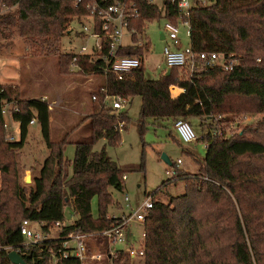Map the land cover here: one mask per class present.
Segmentation results:
<instances>
[{"label":"trees","instance_id":"obj_1","mask_svg":"<svg viewBox=\"0 0 264 264\" xmlns=\"http://www.w3.org/2000/svg\"><path fill=\"white\" fill-rule=\"evenodd\" d=\"M86 1L75 6V0H0L6 8L0 10V35L16 33L33 45L57 50L55 44L65 31L69 32L72 20L86 14ZM125 1L135 3L138 9L129 29H134L132 40L140 37L143 45L123 46L119 53L142 57L150 46L146 22L165 18L177 24L176 3L164 0L160 8L149 0ZM207 1L191 7L187 18L189 46L195 53L217 52L227 59L237 58L230 70L216 65L171 67L152 79L145 75L142 63L131 74L117 79L112 74L102 75L101 60L77 56L80 70L76 73L99 76L103 81L91 94L95 99H91V113L86 116L89 139L74 142L70 165L64 157L67 139L50 138L48 102L21 99L16 88L0 84V264H14L8 257L11 250L26 264H52L54 256L60 257L58 264H79L73 257H61V239L24 244L19 231L23 219L42 223L51 235L54 232L49 229L66 218V209L73 223L63 226V235L71 231L96 233L113 222L109 208L121 206L110 189L123 191L125 170L108 157L104 148L95 150L93 146L103 138L116 143L118 124L128 117L124 109L114 113L104 104L106 94H119L127 101L140 96L141 120L207 119L202 123L208 127L207 132L200 138L206 143L205 155L197 160L198 170L184 172L178 164H169L174 166V174L167 182L182 180L184 192L167 202L153 201L143 222L144 254L139 264H264V0ZM72 56L70 52L59 54L63 71H69ZM171 85L183 92L172 97ZM4 102L17 107L11 116L19 125V140L6 138ZM244 112L260 116L239 131L224 128L225 115ZM32 117L41 128L48 153L32 184L23 185L16 178L12 154L24 145ZM212 130L221 135L212 136ZM93 199L97 202L96 215ZM87 248L108 254L110 246L103 236L96 235ZM114 250L115 264H137L125 250Z\"/></svg>","mask_w":264,"mask_h":264},{"label":"rangeland","instance_id":"obj_2","mask_svg":"<svg viewBox=\"0 0 264 264\" xmlns=\"http://www.w3.org/2000/svg\"><path fill=\"white\" fill-rule=\"evenodd\" d=\"M205 1V3L208 2ZM154 2L162 8L164 0H154ZM0 10H6L5 6L0 4ZM179 18L182 17L178 16L177 19L179 46L182 48L189 44V37L186 36V26ZM88 22L89 20H83V18L72 20L67 28L69 32L65 31L56 42L57 50L51 47L54 51L33 45L16 33L9 37L0 35V82L16 88L21 99L46 98V102L51 106L48 109L50 138L53 140L67 139L64 146V157L69 161V165L75 153L74 142L89 139L90 123L86 116L91 113L93 104L90 94L99 87L101 78L77 75L75 71H63L58 56L60 53L77 51L83 43L89 41L83 38L81 33V23L89 24ZM165 22V18H159L150 20L145 25V34L150 46L148 51L143 53V68L145 75L152 79L158 78L161 70L166 68L162 59L164 45H168L171 49L174 47L168 38L160 39L159 33ZM123 42H130L127 35L124 36ZM237 61V58L233 59V62ZM175 87L178 88L175 85L169 88L172 97L176 94L173 89ZM140 107L141 97L131 96L124 109L128 120L120 128L119 140L110 144L103 138L97 140L93 146L95 150L104 148L108 157L125 170L123 191L110 189L113 198L121 206L120 209L116 206L110 207L109 214L112 215L129 212L123 200L124 195H128L131 205L135 206L137 202L143 201L149 195L154 196V200L167 202L171 196L182 194L184 192L182 180L167 182L177 159H181L178 167L182 171L193 173L198 170L197 160L205 155V145L200 138L196 142L184 143L174 130L173 124L175 120L183 119L191 124L197 135L203 136L208 128L202 125L207 122L206 118L155 121L149 117L141 120ZM225 116H227L225 117L227 122L223 125L224 128L235 132L239 131L244 124L253 122L260 115L255 112H244ZM5 119L10 123L12 135L19 140L18 123L10 122L8 113L5 114ZM47 153L39 124L28 125L24 145L12 154L19 183L32 184V177L40 169ZM163 153L168 156L174 166L162 160ZM70 171L71 166H69ZM164 182H166L165 185ZM161 186L162 189L159 190ZM92 211L94 215L97 214L96 199L92 201ZM65 215L66 220L70 219L68 209L65 210ZM142 229L141 223L129 222L125 228L126 241L116 242L112 248L126 250L129 248V243L137 247Z\"/></svg>","mask_w":264,"mask_h":264},{"label":"built area","instance_id":"obj_3","mask_svg":"<svg viewBox=\"0 0 264 264\" xmlns=\"http://www.w3.org/2000/svg\"><path fill=\"white\" fill-rule=\"evenodd\" d=\"M154 2V0H149ZM172 3H176V9L178 16L184 18L183 24L186 26V36L190 35V27L187 18L189 17L191 7L196 3L205 4V0H170ZM78 3H82V0H75V6ZM86 14L73 20H89V24L81 23V33L83 38L92 39V43H83L79 50L70 52L73 54L71 63L69 65V71L78 72L80 70L77 64L78 55H88L92 61L101 60V73L106 77L107 74L114 75L117 79H122L125 75L131 74L133 70L139 68L143 63V56L138 55H122L119 53L123 46L135 45L142 46L143 41L140 37L137 40H132V34L134 29H129L130 19L138 16V9L135 3L120 0L116 2H109L108 0H87L84 4ZM98 29V30H97ZM164 39L168 38L172 41L174 47L171 49L168 45H164L162 59L166 68L189 66L191 68L199 69L201 67L208 66H221L224 70H230L235 62L227 59L223 54L217 52H198L195 53L191 50V47L187 45L183 48H178V25L166 21L163 29L161 30ZM129 37L130 42H123L124 36ZM176 46V48H175ZM231 57V55H229ZM91 99H95V95H91ZM40 100L46 101L45 97H41ZM104 104L111 107L114 113L124 109L127 102V98L119 94H106L104 96ZM51 106L48 105V109ZM17 110L11 102H4L2 104V115L4 116V129L6 132V138L9 141L15 140V136L10 131V123L5 119V114L8 113L11 121L12 111ZM36 122L35 117H32L29 121L30 124ZM122 123V124H121ZM119 122V129L124 122ZM12 124V123H11ZM174 130L177 132L179 138L184 143L196 142L198 138L202 136L197 135L188 121L183 119H177L173 124ZM212 136L221 135L218 130L211 131ZM206 146V143H204ZM176 164H181V159H177ZM174 174V169L171 175ZM125 178V176H124ZM123 200L128 213H122L120 215H110L113 219L111 225L99 232H77L71 231L68 234L62 232L63 226L67 223H73V219H64L62 222H55V224L49 229L54 232V235L45 232L42 228V223L34 222L30 219H23L19 226L20 234L23 236L24 244L37 245L50 238L61 239V247L58 251L61 253V257L66 259L67 257L75 258L79 264H105L104 260H107V264H115L113 258L116 254L112 245L116 242L124 243L126 241V230L128 223L131 221L139 222L143 225L146 214L153 206L152 195L146 196V198L137 203L135 206L131 205L128 195H124ZM100 235L103 236L110 246L109 253L105 254L99 251H89L87 248L88 241L91 237ZM144 237V231L141 230L139 245L134 247L129 243V248L125 250L128 255L134 260L142 261L144 254V248L141 243ZM60 257H53L52 264H58Z\"/></svg>","mask_w":264,"mask_h":264},{"label":"water","instance_id":"obj_4","mask_svg":"<svg viewBox=\"0 0 264 264\" xmlns=\"http://www.w3.org/2000/svg\"><path fill=\"white\" fill-rule=\"evenodd\" d=\"M160 35V39H164L163 33L162 31H160L159 33ZM162 160H164L168 165L170 164V159L168 158V156L166 154H162L161 155ZM29 180V179H28ZM8 257L11 260V262H13L14 264H26L24 262V260L20 257V255L15 251V250H11L8 253Z\"/></svg>","mask_w":264,"mask_h":264},{"label":"crops","instance_id":"obj_5","mask_svg":"<svg viewBox=\"0 0 264 264\" xmlns=\"http://www.w3.org/2000/svg\"><path fill=\"white\" fill-rule=\"evenodd\" d=\"M84 38H85V36H84ZM87 40H89V41H88L89 44L92 43V41H93L92 39H87ZM179 43H180V42H179ZM188 45H189V44H188ZM185 47H186V46H185ZM175 48H176V46H175ZM178 48H181V47L178 46ZM182 48H183V47H182ZM143 60H144V59H143ZM77 75H80V74L77 73ZM82 76H85V75L82 74ZM95 77H96L97 79L99 78V76H95ZM99 79H100V78H99ZM102 81H103V80H102V78H101V82L99 83V85L102 83ZM0 84H3V83L0 82ZM177 89H178V92H176L175 96H177V95H179L180 93L183 92V89H182V88L178 87ZM91 94H92V93H91ZM91 94H90V95H91ZM175 96H173V97H175ZM127 103H128V101L126 102V104H127ZM126 104H125L124 109L126 108ZM137 203H138V202H137Z\"/></svg>","mask_w":264,"mask_h":264}]
</instances>
